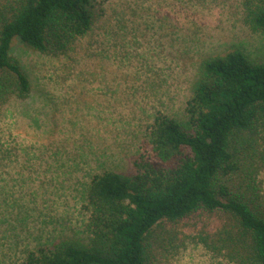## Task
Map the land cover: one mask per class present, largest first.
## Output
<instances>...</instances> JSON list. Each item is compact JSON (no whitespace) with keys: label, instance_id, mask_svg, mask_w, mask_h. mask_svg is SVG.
Segmentation results:
<instances>
[{"label":"rangeland","instance_id":"1","mask_svg":"<svg viewBox=\"0 0 264 264\" xmlns=\"http://www.w3.org/2000/svg\"><path fill=\"white\" fill-rule=\"evenodd\" d=\"M94 5L92 29L65 52L13 38L30 92L0 103V264H22L28 250L61 236L86 237L90 178L129 172L133 159L149 156L153 117L181 111L204 57L264 54V35L245 24L240 0ZM251 136L236 148L242 162L253 161L264 202V127ZM168 264L237 263L188 235Z\"/></svg>","mask_w":264,"mask_h":264},{"label":"trees","instance_id":"2","mask_svg":"<svg viewBox=\"0 0 264 264\" xmlns=\"http://www.w3.org/2000/svg\"><path fill=\"white\" fill-rule=\"evenodd\" d=\"M240 4L248 28L264 35V0ZM96 17L94 0H0V103L30 92L10 53L14 37L39 52H65ZM262 127L264 54L204 57L181 111L153 117L149 156L133 159L129 172L90 178L86 237L47 241L22 264H168L188 235L237 264H264V202L253 161L242 162L236 148Z\"/></svg>","mask_w":264,"mask_h":264}]
</instances>
